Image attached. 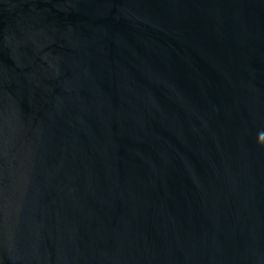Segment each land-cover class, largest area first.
<instances>
[{"label": "water", "instance_id": "1", "mask_svg": "<svg viewBox=\"0 0 264 264\" xmlns=\"http://www.w3.org/2000/svg\"><path fill=\"white\" fill-rule=\"evenodd\" d=\"M0 264H264V0H0Z\"/></svg>", "mask_w": 264, "mask_h": 264}]
</instances>
